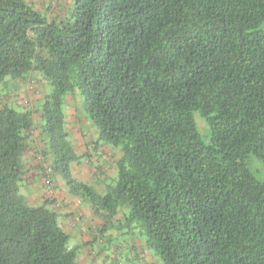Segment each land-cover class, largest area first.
<instances>
[{
    "label": "trees",
    "instance_id": "obj_1",
    "mask_svg": "<svg viewBox=\"0 0 264 264\" xmlns=\"http://www.w3.org/2000/svg\"><path fill=\"white\" fill-rule=\"evenodd\" d=\"M75 93L121 152L104 193L70 172ZM34 127L44 184L60 173L100 231L126 205L160 264H264V181L249 169L264 162V0H72L51 19L0 0V264H79L54 200L20 193Z\"/></svg>",
    "mask_w": 264,
    "mask_h": 264
},
{
    "label": "crops",
    "instance_id": "obj_2",
    "mask_svg": "<svg viewBox=\"0 0 264 264\" xmlns=\"http://www.w3.org/2000/svg\"><path fill=\"white\" fill-rule=\"evenodd\" d=\"M26 1L40 9L49 19L62 15L66 7L72 3V0ZM80 104V96L78 94L65 95V127L69 133V138L72 141L75 153L86 160L92 161L89 170L90 173H101V177L109 181V178L112 177L110 176L112 172H110L108 175L109 178H107L103 169L109 164L111 165V163L115 164L116 160L120 158L121 152L116 147L98 141V132L94 130L91 124L86 122V118L81 112ZM42 149L43 143L39 130L34 127L31 139L22 152V164L25 174L21 183L20 193L30 205L39 204L46 198L54 200L52 206L60 213L59 223L61 227L64 230L65 228L72 230L75 225L80 223L81 227H78V229L80 231L84 230L85 232L84 243H95L97 238L93 235V229L99 225L102 226L103 218L94 213L89 203L73 195L63 179L56 180L54 177L55 173L52 175V183L50 186L44 184L46 176V169L44 168H47L50 164L47 156L41 152ZM123 214V211H118L112 219L124 221L122 220L124 219ZM83 221H85V226ZM103 239L104 237L99 235L98 241H100V244L97 246L99 250L95 251L94 248H86L88 253L86 258L84 256V264H100V262L101 264H111V258H114L113 250L110 247L111 240L110 238ZM113 239H115L114 236ZM147 256V260L150 262L152 256L151 254Z\"/></svg>",
    "mask_w": 264,
    "mask_h": 264
},
{
    "label": "rangeland",
    "instance_id": "obj_3",
    "mask_svg": "<svg viewBox=\"0 0 264 264\" xmlns=\"http://www.w3.org/2000/svg\"><path fill=\"white\" fill-rule=\"evenodd\" d=\"M41 84H42L41 81L37 82L36 85L38 89L39 87L41 88ZM26 88H28L26 84H23L22 89H19L18 99L22 98V96H24L27 93ZM14 93H15L14 90H11V87H9L5 96L7 98H10L12 97V95H14ZM15 105H16V108L18 109L17 107L18 104H15ZM80 107H81V112L84 114V117L86 118V122L91 124L94 130H97L94 123L86 116V113L85 111H83V107L81 104H80ZM195 117H196L195 120L197 122V128L199 130V133L202 136V139L205 142H208L210 138L209 126L199 117L198 113H194V118ZM91 165H92V161L86 160L83 157H76L70 162V165H69L71 175L78 181H84L88 183L89 185H92L97 192L104 193L106 190L107 184L115 182L116 163L115 164L111 163L112 166L109 164L106 168L103 169L107 178H109L108 175L110 174V172H112V175H110L112 176L110 181H107L103 177H101L100 175L101 173L94 172L93 174H91L89 171ZM249 169L259 180L264 181V162L263 161H261L260 159L256 158L253 155H250L249 156ZM54 177L56 180L60 178L62 179L60 173H56ZM122 210L124 214L127 215V213L129 212V206H126V205L123 206ZM118 222L119 221H116V219H112V221L105 227L104 230L100 231V229L102 228L101 225L93 229V235L97 238L95 243L92 242L93 244L84 243L83 239H84L85 232L84 230L80 231L78 229V227H81L80 223L75 225L72 230L64 227L65 230L68 231L70 235L69 246L76 248L77 245H79V249L77 250L78 263L84 264V256L86 258L87 253H88L86 248L87 249L94 248L95 251L99 250L97 249V246L100 244V241H98L99 235L104 237L103 240L108 238L109 235H113L115 239L110 241V244H111L110 247L114 253L113 255L114 258H111V264H148V263L149 264H160L159 257L155 255L153 251L147 246L146 238L142 232L140 222H133L129 224H125L123 221H121V223H118ZM84 223L85 221H83V224ZM119 225H120L121 231L118 230L119 227L117 226ZM148 254H152V260L150 262L147 260ZM91 259L93 260L92 257Z\"/></svg>",
    "mask_w": 264,
    "mask_h": 264
},
{
    "label": "built area",
    "instance_id": "obj_4",
    "mask_svg": "<svg viewBox=\"0 0 264 264\" xmlns=\"http://www.w3.org/2000/svg\"><path fill=\"white\" fill-rule=\"evenodd\" d=\"M47 181H46V184H49V180L48 179H46Z\"/></svg>",
    "mask_w": 264,
    "mask_h": 264
}]
</instances>
